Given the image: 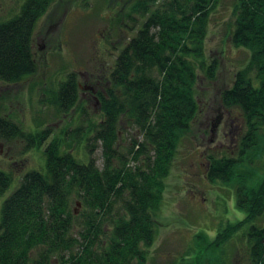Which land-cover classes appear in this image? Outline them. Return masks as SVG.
Here are the masks:
<instances>
[{
    "label": "trees",
    "instance_id": "trees-1",
    "mask_svg": "<svg viewBox=\"0 0 264 264\" xmlns=\"http://www.w3.org/2000/svg\"><path fill=\"white\" fill-rule=\"evenodd\" d=\"M52 1L24 0L16 15L0 21V81L16 82L35 71L33 30ZM217 1L135 0L130 6L125 17L142 21L115 57L104 94L96 93L99 119L89 120L82 132L63 133L65 139L52 137L43 145V167L25 172L1 202L0 264L145 263L164 179L197 113L196 70L211 80L217 68L203 48ZM229 37L249 58L220 102L240 109L245 132L236 157L209 156L205 176L234 184V205L244 216L204 244L206 251L218 248L243 229L249 263L264 264V171L252 170L251 182L242 172L261 156L264 139V0H235ZM77 92L75 73L69 72L51 99L57 111L75 106ZM124 125L141 137L131 139L126 154L117 149ZM47 133H25L0 116V134L25 139L26 148L41 146ZM81 138L88 152L99 142L100 166L92 156L82 160L70 151L71 141ZM10 184L11 176L0 170V195ZM75 200L80 214L71 207Z\"/></svg>",
    "mask_w": 264,
    "mask_h": 264
},
{
    "label": "rangeland",
    "instance_id": "rangeland-1",
    "mask_svg": "<svg viewBox=\"0 0 264 264\" xmlns=\"http://www.w3.org/2000/svg\"><path fill=\"white\" fill-rule=\"evenodd\" d=\"M23 1L0 0V21L16 15ZM134 2L53 0L37 20L33 30L36 69L16 82L0 81V116L25 133L47 129L48 136L41 146L26 148L25 139L0 134V170L11 176L0 204L25 172L43 167V145L52 137L65 139L63 133L82 132L89 120L99 119L96 93L104 94L115 57L142 21L134 14L125 17ZM234 4L235 0H218L210 13L204 56L207 61L215 59L217 68L211 80L196 70L197 113L183 133L164 179L156 233L144 264H193L197 256L198 264H250L243 229L218 248L206 251L204 244L212 241L224 224L244 216L234 205V184L209 181L205 176L209 156L236 157L245 132L240 109L220 102V93L232 85L235 72L249 58L247 49L230 41ZM69 72L75 73L78 84L77 102L69 111L59 112L51 99ZM132 138L141 139L133 127L122 126L117 145L120 153L126 154ZM71 143L70 151L76 157L85 160L92 156L101 165L99 142L89 152L84 139ZM261 144V156L242 170L245 176L250 175L249 182L255 178L252 170L258 174L264 171V139ZM75 202L71 207L80 214L82 206Z\"/></svg>",
    "mask_w": 264,
    "mask_h": 264
}]
</instances>
